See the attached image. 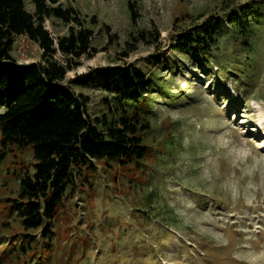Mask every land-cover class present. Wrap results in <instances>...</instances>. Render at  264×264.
<instances>
[{"label":"rangeland","instance_id":"obj_1","mask_svg":"<svg viewBox=\"0 0 264 264\" xmlns=\"http://www.w3.org/2000/svg\"><path fill=\"white\" fill-rule=\"evenodd\" d=\"M130 1L134 20L127 0H60L93 29L96 50L79 58L66 82L98 67L135 63L161 87L156 83L148 95L153 114L145 158L126 164L89 159L92 170L82 165L89 179L58 207L52 222L57 254L46 263L264 264V30L249 57L239 39L220 40L215 55L228 64L219 69L171 48L181 29L250 0ZM25 4L32 12L31 1ZM261 14L264 24V9ZM44 25L53 38L68 27L56 17ZM11 55L33 63L41 49L17 36ZM95 80L70 84L91 117L101 113L106 95ZM14 159L31 168L28 151L0 164V208L16 190L15 176L6 172ZM17 229L0 225V235ZM35 236L41 238L40 231ZM4 245L0 240V251ZM23 260L11 256L0 264Z\"/></svg>","mask_w":264,"mask_h":264},{"label":"trees","instance_id":"obj_2","mask_svg":"<svg viewBox=\"0 0 264 264\" xmlns=\"http://www.w3.org/2000/svg\"><path fill=\"white\" fill-rule=\"evenodd\" d=\"M30 1L32 12L25 0H0V164L25 151L32 158L31 168L14 159L6 169L17 184L14 194L4 199L6 207L0 208V225L16 224L19 229L0 235L5 243L0 261L15 256L24 258V264H47L57 254L53 239L58 230L52 227L57 209L89 179L82 165L92 170L89 159L126 164L145 158L149 145L144 136L151 128L148 115L153 114L148 95L157 81L153 73L147 75L138 64L128 63L98 67L66 82L67 71L79 64V58L96 51L91 47L93 29L71 4ZM127 8L134 20V2L127 0ZM263 9L264 2L250 0L227 9L223 17L208 16L196 27L181 29L171 48L219 69L228 64L216 58L220 40L234 37L249 57L264 30ZM49 17L66 23L67 32L53 38L44 25ZM17 36L38 45L40 61L16 62L11 49ZM151 62L160 63L158 58ZM95 78L106 95L101 113L91 117L85 99L75 95L70 84L86 86Z\"/></svg>","mask_w":264,"mask_h":264},{"label":"bare ground","instance_id":"obj_3","mask_svg":"<svg viewBox=\"0 0 264 264\" xmlns=\"http://www.w3.org/2000/svg\"><path fill=\"white\" fill-rule=\"evenodd\" d=\"M261 134H264V132H262Z\"/></svg>","mask_w":264,"mask_h":264}]
</instances>
